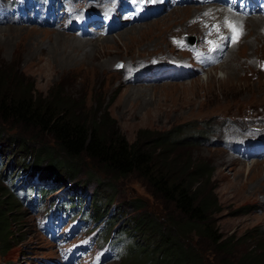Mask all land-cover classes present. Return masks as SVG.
Segmentation results:
<instances>
[{
  "label": "rangeland",
  "instance_id": "1",
  "mask_svg": "<svg viewBox=\"0 0 264 264\" xmlns=\"http://www.w3.org/2000/svg\"><path fill=\"white\" fill-rule=\"evenodd\" d=\"M101 3V0H82L81 5H75V0H35L27 15L34 16L36 23L24 25L17 23L16 19H8H21L24 14L18 10L17 5L7 2V7L0 9V15L8 17H0V63H15L33 81L38 92L45 93L49 87L62 84L65 91L76 97H83L87 106L95 105L96 100L98 103L101 99L114 118L116 127L128 140H133L141 128L163 132L181 125L174 136L177 138L182 133L192 131L191 142L176 145L172 151L180 157L187 156L197 162L205 161L212 167L208 186L212 187L220 206L213 213L214 226L225 238L242 235L249 238L252 229H258L256 237L260 241L256 244L264 246V159L241 160L230 157L220 145L210 143L206 137L204 139V136L215 134L214 128L244 129L252 121L264 126L263 17L254 16L249 9L241 6V0H228L212 3L200 10L189 5H177L166 14L183 6L188 8L163 25L164 28L162 24L168 17L165 20V16H161L165 13L140 24H133L139 20L137 17H132L131 20L126 18V23L114 30L116 32L110 30L105 36L98 33L92 40L84 38L78 32L62 31L71 26L76 27V31L90 29L97 21L92 19L99 16L94 13L101 8ZM237 3L239 4L236 5ZM107 4L109 5L108 2L103 4L106 9ZM233 10L239 12L240 17L229 28L215 11ZM156 18L157 24L153 22ZM26 20L34 21V18L28 17ZM42 21L52 22L53 27L52 23L47 24L49 26L42 25ZM160 21L162 24H159ZM207 25L210 27L207 28ZM139 26H142L140 34L130 38L129 31L138 30ZM233 26L236 31H233ZM148 28H158L161 31L157 29L150 32L155 35L160 31L156 36L148 35L145 34ZM219 30L229 34V40L233 43L231 49L225 52V63L217 66L213 63L210 65L213 67L203 74L196 72L187 78L170 77L174 71L162 65L160 58L163 55L171 63L178 64L177 59L170 54L172 47L178 45L180 48H175L172 55L176 56L178 49L177 57L181 58L182 64H191L198 58L197 48L202 38L208 37L210 43L215 44L219 41L215 35ZM174 33L177 34L169 39V35ZM184 33L195 34L196 41L193 45L182 40ZM106 37L111 38L101 41ZM159 51L160 55L157 54ZM144 57H148L152 63L145 62L146 67L139 75L149 70L154 74L143 76L151 80L139 77L138 73L125 74L137 72V65L143 67L135 59L143 62ZM130 58H133V67H128L121 79L125 68L129 66ZM117 60L122 61V66L114 69L113 65ZM157 69H160L159 74H155ZM176 71L180 72L182 69L177 68ZM5 131L11 133L13 130L6 127ZM1 146L3 147V143H0V148ZM2 152L6 158L0 159V184L4 195L9 196L15 208L16 222L12 231L19 235V242L11 243L6 252L0 248V264H6L8 260H12L13 264H48L47 261L53 258L51 243L37 231L35 221L43 226L50 223L54 202L50 199L52 187L45 183H30L26 189H9L12 173L11 178L3 174L5 163L9 162L15 167V173L20 167L14 163L28 169L33 159L29 154L23 161L15 162L17 155H12L11 151ZM91 164L87 159L85 166L89 167ZM99 175L105 179V183L112 184V180L108 181L103 173ZM23 181L24 179L18 180L17 184ZM117 184L119 187L114 199L120 193L122 198L116 210L127 223L131 221L128 218L136 213V209L121 211L120 203L132 200L133 197L142 202L138 212H152L162 220L166 219V214L183 215L169 204L167 207L156 196L154 188L142 180L137 172L119 179ZM20 200L24 201V206L19 203ZM258 200L259 203L255 205ZM248 208L249 211L242 212ZM184 240L205 256V264L237 263L242 253L255 245L252 244L254 240H243L233 245L230 253L226 254L225 250L214 251L198 234L191 233ZM71 241L69 239L68 243ZM21 249L23 252L16 255ZM86 252L87 250L77 246H70L71 264H80ZM216 252L219 254L214 259Z\"/></svg>",
  "mask_w": 264,
  "mask_h": 264
},
{
  "label": "trees",
  "instance_id": "2",
  "mask_svg": "<svg viewBox=\"0 0 264 264\" xmlns=\"http://www.w3.org/2000/svg\"><path fill=\"white\" fill-rule=\"evenodd\" d=\"M96 102L87 106L83 97L65 91L62 84L38 92L15 63H0V149L17 155L15 162L30 154L35 171L62 181L79 175L77 183L92 189L94 204L109 205L118 192L117 181L137 172L167 207L183 214H166L162 220L152 212H138L141 200L120 203L121 211L136 209L128 224L143 238V263L205 264L204 255L184 240L194 233L214 251L225 250L226 254L233 245L254 240L255 245L237 263L227 264H264V246L256 244L258 229H252L249 238H225L214 226L213 213L220 206L208 186L212 167L172 151L176 145L191 142V134L174 137L181 125L163 132L141 128L128 140L103 101ZM6 127L13 131L8 133ZM87 159L92 162L89 167L85 166ZM99 173L112 184L105 183ZM3 192L0 184V248L6 252L11 243L19 242V235L12 231L16 222L13 202Z\"/></svg>",
  "mask_w": 264,
  "mask_h": 264
},
{
  "label": "bare ground",
  "instance_id": "3",
  "mask_svg": "<svg viewBox=\"0 0 264 264\" xmlns=\"http://www.w3.org/2000/svg\"><path fill=\"white\" fill-rule=\"evenodd\" d=\"M212 2H216V0H189V1H184V2H179V3H177V4H175V6H177V5H189V6H193L195 9H200V8H202L203 7V5H207V4H210V3H212ZM109 7V5L107 4V8ZM157 7H158V2H157V0H148L147 1V3H145L144 5H141V6H133V5H131V4H129V5H127V7L125 8V10L123 11V14H124V16L127 18V20H131L132 19V17H137V19H139V20H137V21H134V23L133 24H140V23H144V22H148L147 20H149V18L152 20V19H154L155 17H157V16H159V15H161V14H164L163 16H161V17H164V19L165 18H167V21L165 22V23H161V21L159 22V24L161 23L162 24V26L164 25H166L168 22H170L171 20H172V18L173 17H175V16H177V15H179V14H181V13H183V12H186V10H187V8H188V6H183V7H180V8H177V9H175V10H173L172 12H170L169 14L167 13L166 14V12L168 11V9H163V10H161V11H159V12H155L156 10H157ZM192 11V10H191ZM173 12H175L174 14H173ZM149 13H155L154 15H149ZM238 14H236V13H234V14H226V17L227 16H231L232 18H235L236 16H237ZM254 16H257V15H254ZM258 16H261V15H258ZM182 17V16H181ZM109 18V17H108ZM157 19V18H156ZM155 19V21H153V22H155V24H157V22H158V19L156 20ZM163 19V20H164ZM166 20V19H165ZM27 21H29V20H27ZM261 23L263 24L264 23V17H263V20L261 21ZM48 23H45L44 24V26H46ZM28 26V25H27ZM143 26V25H142ZM142 26H139V29L138 30H135V31H133V30H130L129 32H131V34H130V38H133V37H136L138 34H140V32H141V27ZM164 26H163V28H164ZM100 26L98 25V24H95L94 26H93V28H99ZM120 27H122V26H120ZM119 27V28H120ZM118 28V29H119ZM135 28H137V27H135ZM158 29V28H157ZM156 28H148L147 30H146V32H145V34H148V35H153V34H150V32H152V31H155V30H157ZM158 30H160L161 31V29H158ZM63 31V30H62ZM73 32V33H76V29H75V27H71V28H69L68 30H67V32ZM110 30L109 29H107V30H105V32H106V34L108 35V32H109ZM118 31H120V30H118ZM160 31H158V32H160ZM63 32H65V31H63ZM96 32H97V29H94V31H92L91 33H88V31L87 30H80L78 33L79 34H81V35H83V37L84 38H86V39H89V40H92V39H94V38H96V36H95V34H96ZM113 32H116V31H113ZM158 32L155 34V35H153V36H156V35H158ZM58 33V32H57ZM83 33V34H82ZM59 35H61V33L59 32L58 33ZM78 34V35H79ZM95 36V37H94ZM109 38H111V37H106V38H103V39H101V41L103 40H106V39H108L109 40ZM99 39V38H98ZM202 42H206V41H202ZM225 42V41H224ZM202 47L203 48H205L206 46L204 45V44H202ZM223 45H222V43H216L214 46H211L210 47V49H209V51L207 52V56L206 57H204V58H202L204 61H205V63H202L199 67H197L196 68V70H207L208 69V66L210 65V64H212V63H214V62H219V65L223 62V63H225L226 61L224 60V59H222L220 56H221V52H222V49H223ZM230 47V45H227V46H225V48H229ZM217 49H219L216 53H213V51H216ZM201 59V58H200ZM197 61H199L198 59H197ZM132 63H134V64H136V62H132ZM137 65V64H136ZM218 65V64H217ZM217 65H214V66H217ZM137 67V72H126L125 74H128V73H130V74H137L141 69H143V67H140L139 65H137L136 66ZM213 66H211V67H209V70H210V68H212ZM215 68V67H214ZM124 74V75H125ZM228 76V75H227ZM142 80V79H141ZM140 80V81H141ZM251 160H253V159H251ZM21 188H23V189H26L27 188V185H23V186H21Z\"/></svg>",
  "mask_w": 264,
  "mask_h": 264
},
{
  "label": "snow or ice",
  "instance_id": "4",
  "mask_svg": "<svg viewBox=\"0 0 264 264\" xmlns=\"http://www.w3.org/2000/svg\"><path fill=\"white\" fill-rule=\"evenodd\" d=\"M233 31H236V28L233 26Z\"/></svg>",
  "mask_w": 264,
  "mask_h": 264
}]
</instances>
